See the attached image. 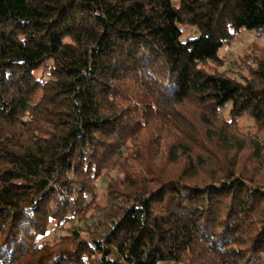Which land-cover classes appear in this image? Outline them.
<instances>
[{
  "label": "trees",
  "instance_id": "obj_1",
  "mask_svg": "<svg viewBox=\"0 0 264 264\" xmlns=\"http://www.w3.org/2000/svg\"><path fill=\"white\" fill-rule=\"evenodd\" d=\"M174 1L0 0V264H264V173L238 169L264 168V55L241 79L201 66L264 31V0ZM114 169L88 227L42 241Z\"/></svg>",
  "mask_w": 264,
  "mask_h": 264
},
{
  "label": "rangeland",
  "instance_id": "obj_2",
  "mask_svg": "<svg viewBox=\"0 0 264 264\" xmlns=\"http://www.w3.org/2000/svg\"><path fill=\"white\" fill-rule=\"evenodd\" d=\"M175 4H177V0L174 1ZM181 29V35L180 40L182 42L190 39L196 38L199 33L196 30L195 26L190 24H180L179 25ZM260 55H264V31L256 33V32H246V31H240L239 34L235 35L230 41L226 42L218 51V61L216 62H206L202 64L203 68L212 73H227L233 77H236L238 79H241V75H248V67L254 66L252 63L254 62L253 57H256ZM196 112V111H195ZM228 107L224 108L222 110L221 114L224 117H227ZM197 114V113H196ZM197 118L196 116H193V119L195 120ZM158 121V120H157ZM199 124V123H198ZM238 125L240 129L243 132H254V127L251 119H249L246 116H242L238 120ZM156 127V128H155ZM208 127V126H207ZM206 125H198V128L202 131V133L206 132L207 129ZM212 129H216L214 125L209 126ZM154 129L153 133L150 136H146V138H149V149L150 155H156V159L152 158V162L148 165L155 167L156 170L163 169L162 162L158 161L161 160L162 152L165 150V144L167 143L168 137L165 135V133L162 135V132H158L159 125H157V122H155V126L152 127ZM157 131V132H156ZM204 131V132H203ZM145 135V134H144ZM264 136V132L261 134ZM161 137L160 140L157 138ZM145 138V139H146ZM159 141V142H157ZM148 150V149H147ZM166 165V168L168 171L175 170L177 167L175 164H171L168 161H163ZM238 169H244L248 173H252V171H261V173H264V168H258L256 166L257 164L253 163V161L248 158V152H240L239 154V160H238ZM134 163V162H133ZM161 164V168L159 167ZM138 166V165H134ZM163 171V170H162ZM122 175L118 172L117 169H114L113 171H109L107 174H104L102 177L98 178L94 184H95V203L92 205V207L86 211L82 216H84L83 219L85 221H80L78 219L73 220L71 224H64L62 228L55 227L54 222L50 224L48 234L42 239V241H45L46 244L54 246V244L60 243V235L66 233L67 227H72V225H81L87 226L90 221L88 220L93 215L98 214V209L105 206L107 202L106 197V189L105 185L106 182L117 180ZM148 177V176H147ZM81 217V215H80ZM83 222L84 225H83ZM62 225V224H61ZM83 237L86 236V232H82L81 234ZM32 260L30 256H28L27 259L24 260V262L19 264H25L28 261ZM18 264V263H17Z\"/></svg>",
  "mask_w": 264,
  "mask_h": 264
}]
</instances>
